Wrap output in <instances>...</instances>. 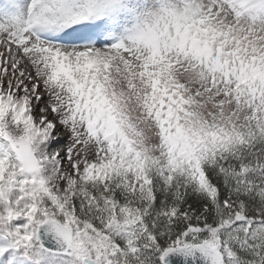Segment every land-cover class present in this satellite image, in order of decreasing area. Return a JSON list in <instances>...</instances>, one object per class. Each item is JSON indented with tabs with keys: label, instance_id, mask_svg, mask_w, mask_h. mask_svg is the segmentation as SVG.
<instances>
[{
	"label": "snow or ice",
	"instance_id": "obj_1",
	"mask_svg": "<svg viewBox=\"0 0 264 264\" xmlns=\"http://www.w3.org/2000/svg\"><path fill=\"white\" fill-rule=\"evenodd\" d=\"M0 264H264V0H0Z\"/></svg>",
	"mask_w": 264,
	"mask_h": 264
}]
</instances>
